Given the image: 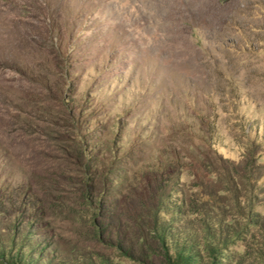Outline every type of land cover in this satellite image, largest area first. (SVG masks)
<instances>
[{"label":"rangeland","instance_id":"obj_1","mask_svg":"<svg viewBox=\"0 0 264 264\" xmlns=\"http://www.w3.org/2000/svg\"><path fill=\"white\" fill-rule=\"evenodd\" d=\"M0 264H264V0H0Z\"/></svg>","mask_w":264,"mask_h":264}]
</instances>
